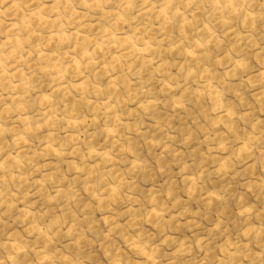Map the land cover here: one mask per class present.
Returning a JSON list of instances; mask_svg holds the SVG:
<instances>
[{"label": "rangeland", "instance_id": "374dc122", "mask_svg": "<svg viewBox=\"0 0 264 264\" xmlns=\"http://www.w3.org/2000/svg\"><path fill=\"white\" fill-rule=\"evenodd\" d=\"M18 1L0 0V33L15 34L38 6ZM99 15L90 13V31L80 33L90 48L71 38L40 51L52 53V64L26 97L25 114L39 123L22 147L34 158L8 185L0 242L13 235L27 245L22 264L43 256L58 264H151L134 242L156 264H219L229 245L248 254L234 264H249L264 251V21L232 17L207 27L181 18L145 27L139 17L115 32L141 31L134 47L148 51L139 56L122 43L94 51L107 31ZM84 50L93 61L72 68ZM249 136L259 137L250 152ZM12 140L0 138L3 155ZM31 223L44 234L31 232Z\"/></svg>", "mask_w": 264, "mask_h": 264}, {"label": "clouds", "instance_id": "9594fccd", "mask_svg": "<svg viewBox=\"0 0 264 264\" xmlns=\"http://www.w3.org/2000/svg\"><path fill=\"white\" fill-rule=\"evenodd\" d=\"M33 2L38 6L24 26L14 35L0 41V138L6 134L13 135L7 155H3L6 149L0 146V156H2L0 205L3 207L9 203V197L5 195L8 185L18 181V178L20 180L24 178L16 173L26 162H31L34 158L27 156L22 147L28 144L26 136L33 133L39 123L25 114L30 107L26 97L36 90L33 86L34 79L39 80L43 75L51 74L49 69L52 64L47 57L37 58V53L49 43L62 42L65 33L68 34V38H75L78 46L84 44L90 48L92 45L88 42L87 35L83 41L79 40V34L83 29L90 31V25L84 23L85 20L92 18L90 13H99L100 20L107 23V26L100 30H107L112 34H115L118 25L131 26L139 17L145 18L147 22L145 27L153 20L163 27L167 22L180 21L181 18H190L194 25L200 23L207 27L214 22L228 25L232 17L242 18L243 21L253 25L258 20L264 21V0H158V2L116 0L112 9L109 5L113 0H33ZM197 14L203 15V21H198ZM32 21L36 22L35 28L32 27ZM22 32L27 34L22 36ZM142 34L138 31L134 40H139ZM0 35L7 34L0 33ZM34 38L35 43H33ZM96 43H100L99 38ZM261 111L264 112V107ZM17 123L23 126L19 132L16 129ZM8 124L11 126H6ZM255 127L254 124V131ZM260 135L264 136V132ZM257 139L258 136H249L244 142L245 151L250 152L254 147L253 142ZM28 228L33 233L39 231L41 235L44 234V230L39 229L34 223L29 224ZM133 246L142 252L151 264H156L152 255L143 246L136 245L135 242ZM231 249L232 246L229 245L220 250L225 258L221 259L219 264H234L233 258L240 255L248 257L247 253ZM28 252L29 248L24 242L9 235L6 240L0 242V264H22V258ZM36 264H58V261L50 256H43ZM67 264L73 262L68 261ZM111 264H121V262L119 259H113ZM249 264H264V251L259 253L258 257L250 259Z\"/></svg>", "mask_w": 264, "mask_h": 264}, {"label": "bare ground", "instance_id": "6f19581e", "mask_svg": "<svg viewBox=\"0 0 264 264\" xmlns=\"http://www.w3.org/2000/svg\"><path fill=\"white\" fill-rule=\"evenodd\" d=\"M18 1V0H17ZM18 3H19V1H18ZM13 5H16V1H13ZM18 6V5H17ZM13 8H14V6H13ZM20 8V7H19ZM16 10H18V9H16ZM30 11V10H29ZM33 12V10L32 11H30V14H29V16H28V18L30 17V15H31V13ZM1 13H3L2 11H0V14ZM28 19H24V20H22V23H21V26L23 27L24 26V24L26 23V21H27ZM21 22V21H20ZM16 27V24H14V23H11V24H9V30H11L12 32H13V30H14V28ZM17 28V27H16ZM12 35H14V34H12V33H10L9 35H7L4 39H7V38H9L10 36H12ZM65 35V39L62 41V42H60V41H57V42H59L60 44H63V43H65V42H67V41H70V38H68V35H66V34H64ZM103 38H104V40H102L100 43H95V49H94V51L96 52V51H99L101 48H102V46L104 45V44H110V43H122V44H124V45H126L128 48H129V50H131L133 53H136L137 55H139V56H143L147 51H148V48L146 47V46H142V47H134V38H132V37H126V38H122V37H117L116 36V34H112V33H110V32H107V31H105V34H104V36H103ZM54 40H55V38H53ZM79 40L80 41H82V40H84L83 39V37L81 36V34H79ZM75 44H77V43H75ZM131 45V47H129ZM123 46V45H122ZM121 47V46H120ZM196 47L198 48V47H201V43H198V44H196ZM123 48V47H122ZM93 53V52H92ZM92 53H90L89 51H87V50H84V51H81L80 52V58L79 59H77V58H73L70 62H69V65L72 67V68H80L83 64L82 63H86V64H88V63H90V62H92L93 61V56H92ZM193 53V52H192ZM192 53H190L191 55H192ZM38 54V56L39 57H41V58H43V57H50L51 55H52V53H51V55H50V53H48V54H44V53H41V52H38L37 53ZM56 57V56H55ZM124 57V56H123ZM126 57V56H125ZM122 59V58H121ZM125 59V58H124ZM118 60V58H116L114 61H117ZM119 61V60H118ZM238 65H241V63H239ZM60 72H61V70H60ZM59 75V79L61 78V76H60V74H58ZM82 86H84L85 85V82H82V83H80ZM60 89V86H58L57 87V90H59ZM57 90H55V91H57ZM105 106H106V108H109L110 106H111V104H109V103H107V104H105ZM229 113L227 112L226 114H224V118L225 117H229ZM76 122V121H75ZM108 133H111V131H108ZM46 148H49V149H51V146H47ZM89 154H94V151H89ZM112 192H114V190L112 189ZM158 214V212L157 211H152L151 212V216H153V217H155L156 215ZM133 248H135V247H133ZM138 253H142V252H140V251H138V250H136ZM148 253L151 255V253H150V251H148Z\"/></svg>", "mask_w": 264, "mask_h": 264}]
</instances>
